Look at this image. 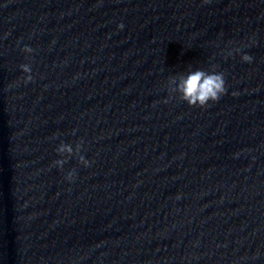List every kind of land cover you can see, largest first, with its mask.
Returning a JSON list of instances; mask_svg holds the SVG:
<instances>
[{
  "label": "clouds",
  "instance_id": "obj_1",
  "mask_svg": "<svg viewBox=\"0 0 264 264\" xmlns=\"http://www.w3.org/2000/svg\"><path fill=\"white\" fill-rule=\"evenodd\" d=\"M207 2V0H205ZM118 27L123 28V25ZM25 53H31L33 49L25 46L23 48ZM241 59L245 62H251L252 57L248 54L242 55ZM21 69L24 73L28 74L25 77V82H29L33 79L31 68L28 64H22ZM213 65L212 71H206L203 69H196L189 71L186 75H180L179 77H170L168 84L171 93H178L179 98L186 102L190 107L199 106L201 108L207 106L209 102H217L221 96L226 92V83L223 72H216ZM81 144L78 143L75 149L70 144L61 143L56 151L65 156L64 159L54 161L55 166L61 167L66 163L67 157L73 155V153H79ZM80 163L88 166V161L80 156ZM75 172L68 173L66 179L72 181L74 179Z\"/></svg>",
  "mask_w": 264,
  "mask_h": 264
}]
</instances>
